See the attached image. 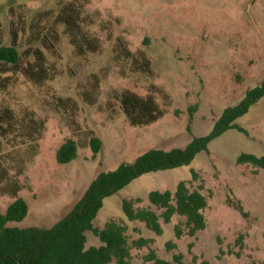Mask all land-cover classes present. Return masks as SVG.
<instances>
[{"label":"rangeland","instance_id":"obj_1","mask_svg":"<svg viewBox=\"0 0 264 264\" xmlns=\"http://www.w3.org/2000/svg\"><path fill=\"white\" fill-rule=\"evenodd\" d=\"M70 1L0 0L4 45L11 44L15 27L21 54L18 67L0 74V108L29 110L46 123L39 154L19 177L24 187L19 196L28 203L29 214L11 227L51 228L100 173L132 163L150 149L184 148L194 138L209 134L223 111L264 79V0H75L82 11V28L101 41L100 52L83 58L75 55L63 27L54 24L61 7ZM52 28L59 42L56 55H46L55 65L54 76L37 87L21 69L34 61L33 50L43 47L41 41L54 34ZM120 42L136 57L151 61L152 78L134 73L129 63L117 57ZM152 86L161 92H153ZM128 90L153 96L164 116L145 127L131 126L119 100ZM58 98H71L77 109L58 110ZM236 124L244 132H226L189 166L143 175L107 198L94 228L116 220L127 225L130 244L140 237L154 240L149 247L132 248L130 264H152L145 259L151 250L166 261L181 254L184 264H264V170L237 164L244 153L264 156V98ZM90 132L102 141L95 159ZM67 139L78 142V157L60 165L56 153ZM0 146L10 152L6 142L0 141ZM191 170L199 180H192ZM181 181L194 188L203 184L208 198L207 227L195 238L175 239L174 226L185 222L179 216L170 224L162 223L161 236L141 222L128 221L123 200L140 199L135 207L146 208L150 192H174ZM229 200L241 202L247 216L229 206ZM13 201L0 194V214ZM85 235L87 248L100 245L93 231ZM171 241L175 250L167 248Z\"/></svg>","mask_w":264,"mask_h":264},{"label":"trees","instance_id":"obj_2","mask_svg":"<svg viewBox=\"0 0 264 264\" xmlns=\"http://www.w3.org/2000/svg\"><path fill=\"white\" fill-rule=\"evenodd\" d=\"M81 22L82 11L75 0L61 7L54 20L56 27H63L75 55L83 58L100 52L101 41L86 32ZM52 31L54 34L43 37V47L33 50L34 61L21 69L24 78L37 87L52 81L54 76L55 65L49 64L46 55V52L56 55L59 36L56 28H52ZM10 34L9 46L4 45L0 34V74L12 72L21 61L19 31L12 27ZM107 39L110 40L111 35ZM116 52L118 58L129 63L134 73L148 78L154 76L148 58L136 57L122 42L117 44ZM152 91L158 93L161 89L152 86ZM263 98L264 79L260 85L248 90L240 102L227 107L209 134L194 138L184 148L150 149L137 156L132 163H121L115 170L100 173L73 209L51 228L10 226L11 223L23 221L29 214L28 203L19 196L24 188L19 177L23 175L26 165L39 154V141L46 130V123L37 120L32 111L16 112L3 105L0 108V141L6 142L10 152H3L0 146V194L8 195L14 201L0 214V264H130L132 248L149 247L154 240L140 237L130 244L127 225L116 220L107 221L103 228H94L93 222L104 201L143 175L189 166L200 153H208L212 141L230 130L244 132L236 121ZM119 100L124 115L134 127L151 125L165 114L151 95L144 97L128 90L120 95ZM55 107L67 112L77 109L71 98H58ZM89 147L95 159L101 152L102 141L93 132H90ZM78 152V142L67 139L57 150V163H71L77 159ZM237 164L264 170V156L244 153L237 158ZM191 175L194 181L200 179L195 170H191ZM148 200L150 206L146 208L135 207L142 202L140 199L122 201L128 221L141 222L161 236L162 223L170 224L176 216L182 217L185 222L174 226L176 240L184 236L195 238L207 227L204 211L208 207V198L203 184L194 188L189 181H181L174 192L155 190L149 193ZM228 205L247 216L241 202L229 200ZM87 231L95 233L100 245L87 248ZM242 242L243 236H240L236 243L240 246ZM176 247L173 241L167 243L168 250H175ZM220 253L223 255L224 251L221 249ZM236 257H239L238 253ZM145 259L152 264H184L181 254H175L172 261H166L155 250H151Z\"/></svg>","mask_w":264,"mask_h":264}]
</instances>
